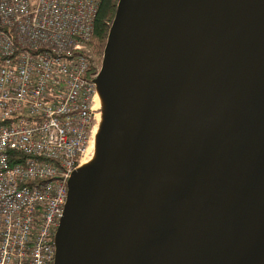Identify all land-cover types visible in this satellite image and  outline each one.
<instances>
[{
	"label": "water",
	"instance_id": "water-1",
	"mask_svg": "<svg viewBox=\"0 0 264 264\" xmlns=\"http://www.w3.org/2000/svg\"><path fill=\"white\" fill-rule=\"evenodd\" d=\"M96 81L54 264H264V0H119Z\"/></svg>",
	"mask_w": 264,
	"mask_h": 264
},
{
	"label": "built area",
	"instance_id": "built-area-1",
	"mask_svg": "<svg viewBox=\"0 0 264 264\" xmlns=\"http://www.w3.org/2000/svg\"><path fill=\"white\" fill-rule=\"evenodd\" d=\"M97 8L0 0V264H54L68 181L100 129Z\"/></svg>",
	"mask_w": 264,
	"mask_h": 264
},
{
	"label": "trees",
	"instance_id": "trees-1",
	"mask_svg": "<svg viewBox=\"0 0 264 264\" xmlns=\"http://www.w3.org/2000/svg\"><path fill=\"white\" fill-rule=\"evenodd\" d=\"M119 0H97L98 8L93 21V31L89 46L96 61H100L103 57V52L109 32V28L112 24L115 11ZM93 71L96 67H92Z\"/></svg>",
	"mask_w": 264,
	"mask_h": 264
},
{
	"label": "bare ground",
	"instance_id": "bare-ground-1",
	"mask_svg": "<svg viewBox=\"0 0 264 264\" xmlns=\"http://www.w3.org/2000/svg\"><path fill=\"white\" fill-rule=\"evenodd\" d=\"M96 98L98 100V105L101 108V123H102L103 116L106 113V104H105L104 98L101 95V93H100L99 90H97V92H96ZM100 126H101V124H100ZM97 136L94 139L93 146L90 148L92 150V152L91 153L89 152V153H87L85 155V157L81 160V163H80L79 168H83V167H86V166H90V165H93L95 163L96 156H97V146H96Z\"/></svg>",
	"mask_w": 264,
	"mask_h": 264
},
{
	"label": "rangeland",
	"instance_id": "rangeland-1",
	"mask_svg": "<svg viewBox=\"0 0 264 264\" xmlns=\"http://www.w3.org/2000/svg\"><path fill=\"white\" fill-rule=\"evenodd\" d=\"M91 53H92V50H91ZM92 54H93V53H92ZM92 58H93V61H95V65H96V67L100 68V66H101V62H102V58L100 59V61H99V60L96 61L94 55H92ZM100 116H101V115H99V117H100ZM100 118H101V117H100Z\"/></svg>",
	"mask_w": 264,
	"mask_h": 264
}]
</instances>
